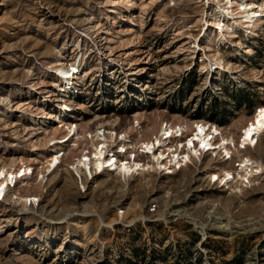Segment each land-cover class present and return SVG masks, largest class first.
Masks as SVG:
<instances>
[{
  "label": "rangeland",
  "instance_id": "1",
  "mask_svg": "<svg viewBox=\"0 0 264 264\" xmlns=\"http://www.w3.org/2000/svg\"><path fill=\"white\" fill-rule=\"evenodd\" d=\"M238 2L0 0V197L9 184L0 200V264H264V177H247L264 165V134L249 132L264 109V0L244 1L263 9L250 25ZM220 18L221 31L214 28ZM76 59L87 93L64 97L71 111L63 119L82 115V133L91 123L127 129L123 112L139 110L145 133L160 121L190 128L203 121L193 126L190 146L203 145L211 133L205 123H214L226 135L219 148L229 152L225 144L236 138L245 146L235 152L242 174L223 170L225 190L210 184L221 166L210 155L174 175L144 174L128 185L108 174L87 183L84 173L88 191L80 195L65 168L98 146L86 137L64 160L47 148L64 134L55 115L57 79ZM88 157L73 168L94 175L100 167ZM255 161L254 172L247 167ZM243 180L250 187L242 189ZM28 197L37 204L28 207ZM149 198L158 202L155 215L146 211Z\"/></svg>",
  "mask_w": 264,
  "mask_h": 264
},
{
  "label": "built area",
  "instance_id": "2",
  "mask_svg": "<svg viewBox=\"0 0 264 264\" xmlns=\"http://www.w3.org/2000/svg\"><path fill=\"white\" fill-rule=\"evenodd\" d=\"M78 59H80V57ZM78 59H76L78 63L75 65V68L74 67L72 68V72L68 70V73L74 76L72 80L74 82L73 91H71L70 88L64 87L63 85L59 86L58 83L60 84L62 82L67 81V78H63L59 75L60 77L59 79V77L57 76L58 77L57 79L58 89L57 90L62 95L60 98H58V102H60L59 103L60 105L57 106L60 112L55 113V115L60 117V119L64 123L63 126L60 127L63 129L64 134L60 139H53V141L49 140L47 143L49 146L47 145V148L54 147L53 150L51 151H55L56 155H58L59 157L63 155V157L65 158V156L68 153H70L71 151L70 149L72 150L77 149L80 143L86 140V137H87V140H89L92 143V145L98 144V147L101 148L102 156L100 160H102V166L99 169H97V172L94 171V175L90 174V168L88 169L84 168V171L80 170V173L77 172L73 168V165L76 166L79 159L92 155L91 153L93 152V150L91 151L89 148L81 150V153L79 155L72 157L70 163H68L67 167L65 168L66 171L73 177L76 188H77V192L80 195H84L88 191V188H86V186L83 187L82 185V182L84 179V173L88 177L86 180L87 183L91 181L92 179L96 178L97 175L108 174L114 177L115 179L120 180V182L128 185L136 178L142 177L144 174H158V175H168V176L174 175L176 174V172H178L179 170L183 168H186L188 166L197 165L198 164L197 162L201 161V159L203 160L204 158H207L210 155H212L213 157H216L215 161L221 165V166H218V168H216L213 171V174L211 176H209L210 184L215 183L217 184L218 187L225 190L227 189L225 188L226 187L225 184L219 180L220 176L223 175V170H229L231 171V174L232 173L236 174V172H239L242 174V169H240L241 167L240 158L242 157V155L239 154L236 157L235 152H241V150L244 149L245 146L242 145L239 141H237V138L235 139L234 146H232L231 148L228 147L229 148L228 154H226L221 149L217 151L216 153H214V150H213L214 148L212 147L216 146L217 144H215L214 139H212L213 137L209 138V135H210L209 133L207 135L209 139L203 140L204 144L202 146L199 147V145L196 144L198 155L191 154L189 155L188 159L185 158V155L187 154V152H183L184 149L186 148L184 144L187 143L188 139L192 137L191 133L193 132V128L196 125H201L204 123L201 120H194L191 128L186 123L173 124L169 121H160L157 125L156 132L145 133L144 127L142 128V125H143L142 113H145V112L138 110L135 112L134 111L133 112H123V114L129 115L130 122H129V126L127 127V129L118 130V129H115L114 127L112 129H109L107 127H100L97 130L94 128L92 129L91 125L93 123H91L89 126H87L86 133H82L81 131L82 130L81 127H83V125L81 124L82 123L81 121L83 120L82 115L79 116L80 117L79 119L75 118L74 122L68 121V120L65 121L63 119L64 114L71 111L70 108L64 107L63 105L64 97L72 93L80 94V95L81 94L85 95L87 93V90L85 92L82 90L81 82L79 81V78L77 77V73L80 71L79 69H80L81 62H82V61L79 62ZM57 74L58 72H56V75ZM106 82L107 80H104V79L101 80L100 82H97L100 90L97 89V93L95 94L96 97H98L99 95L98 93H100L102 89L105 87ZM61 98L62 100H59ZM93 100L94 101H92V104L96 105V108L94 109L99 110L103 106L101 104V101L100 100L95 101L96 100L95 98ZM253 109H255L256 111L258 109V106L253 107ZM113 111H116V110H111L110 112L114 113ZM137 113H140V114H137ZM206 123H207L206 124L207 128L209 126H213L214 128H216L215 130L217 132L216 134H219V135L223 134L217 124L210 123V122H206ZM57 124L59 123L57 122ZM165 126H166V129H164ZM179 128H181V130H179ZM262 130H263L262 134H264L263 127H262ZM80 131H81V134H80ZM216 134L214 136H216ZM156 136L158 139L163 140L165 142V146L161 148L164 150V153L166 155L169 154V156L166 159L161 160V164L159 166L155 165L153 168L149 167L148 169L147 168L143 169L144 167L143 165H146L147 162H150L149 161L150 153L146 152V146L151 145L153 139H154V142L156 143V139H157ZM207 140L208 142L210 141L212 144L207 146L205 142ZM195 143L197 142L195 141ZM132 145H134V147H132ZM158 147L159 146H157V148ZM170 147H172L174 150L178 149V152H182L179 154L178 158H173V155L169 153L168 148ZM156 152L158 153L159 150H157ZM83 153H85V155H82ZM170 158H173V160L175 159V161L169 162ZM122 162H126L125 164H127L130 167V169L125 170V171L124 170L120 171L117 168H115L121 165ZM60 166L57 168V170L60 168ZM31 168L33 169L32 166ZM247 168L254 169V166L250 164V166H248ZM213 176L215 177L217 176V177L215 178ZM257 176L264 177V165H262L260 173L255 174L252 177L247 176L250 179L248 183L249 182L252 183V180ZM243 181H245L247 186H243L242 189H246L250 187L249 184L247 183V180H243ZM10 185L13 186V184H10ZM8 186L9 185L5 187V190L2 196L0 197V200L3 199ZM229 192L230 191L228 189V193ZM37 202L38 200L36 201L33 200V197H28L26 199V204L28 205V207L33 206L35 203L37 204ZM144 204L146 207V211L149 215L157 214L158 202L156 201V199L154 198L146 199ZM121 211L123 215L125 211L124 210H121ZM118 222L120 223L119 220L116 221L115 223H118Z\"/></svg>",
  "mask_w": 264,
  "mask_h": 264
},
{
  "label": "bare ground",
  "instance_id": "3",
  "mask_svg": "<svg viewBox=\"0 0 264 264\" xmlns=\"http://www.w3.org/2000/svg\"><path fill=\"white\" fill-rule=\"evenodd\" d=\"M245 0H241V2H238L237 3V6H238V8H239V13L241 14L240 15V17H241V20L244 22V23H246L247 25H250V22L252 21V18H254V17H256V16H260V14L259 13H257L258 11H260V9H261V6L260 5H257L256 3H254V2H244ZM226 3H232V0H226ZM261 10H263V9H261ZM262 13V12H261ZM222 16H224V15H222ZM219 17H221V15H219ZM224 27V23H223V20L220 18V19H218V21L217 22H214V28L216 29V30H219V31H221L222 30V28ZM71 71V70H70ZM72 72V71H71ZM59 75L61 76V77H63V78H67V81H65V82H62L61 84H63V86L64 87H66V88H70V90L71 91H73V85H74V83H73V75H70L69 73H68V69H67V67H66V69H65V67L63 68H61V71H60V73H59ZM60 78V77H59ZM257 110H259V108L257 109ZM205 124H207V123H205ZM210 127V129L208 130V132H211L210 133V137L212 138V139H214V141H215V144H217L216 146H214V147H212V148H214L213 150H214V153H216L217 151H219L220 149L221 150H223L226 154H228L229 152H226V149H224V148H219V144H220V142H218V141H220V138H221V136H224L223 134H221V135H219V134H216L217 132H213L214 130H213V126H209ZM262 127L264 128V109H260L259 110V112L257 113V115H256V122H255V124H253V125H250L249 126V132L250 133H254L255 131H256V133L257 132H261L260 134H262ZM164 129H166V126L164 127ZM163 129V130H164ZM179 130H181V128H179ZM163 133V132H162ZM216 134V136H214ZM213 135V136H212ZM253 135V134H252ZM225 137V136H224ZM156 138H157V136H156ZM205 139H209V138H205ZM195 141L196 140H192L191 142H190V146H188V142L187 143H185L184 144V146L186 147L185 149H184V151L183 152H187V154L186 155H191L192 153H191V150L193 149H196L197 150V148H196V144H198L199 145V147L200 146H202L199 142H197V143H195ZM207 143H209L207 146H209V145H211L212 143L209 141L208 142V140L206 141ZM226 146L225 147H227V150L229 151V148H231L232 146H234L233 144L232 145H230V144H225ZM228 145V146H227ZM96 146H98V144H96ZM157 146H159L158 148H157ZM163 146H165V142L163 141V140H160V139H156V143L154 142V139L152 140V144L151 145H147L146 146V152L147 153H150V156H149V161L150 162H147L146 163V165H143L144 167L143 168H145V167H147V166H149V165H151V167L153 168L155 165H157V159H158V161H159V165L161 164V160H164V159H166L168 156H169V154H165V153H163V154H165V156H164V158H161L160 157V155H159V153L162 151V148L161 147H163ZM132 147H134V145H132ZM149 147V148H148ZM229 147V148H228ZM100 149V150H99ZM169 150H170V152L169 153H171L172 155H173V158H178L179 157V154L180 153H182V152H178V149H173L172 147H170V148H168ZM154 150V151H153ZM157 150H159V152L157 153L156 151ZM93 153H91L92 155H91V157H94V158H91L92 160L91 161H94V165H98V167H101L102 166V164L101 163H98L97 161L99 160V157H100V151H101V148H99L98 147V149H96V147L93 149ZM55 151H54V154H53V156L55 155ZM153 153H154V156H153ZM85 154V153H84ZM83 154V155H84ZM62 157V159H63V155L61 156ZM60 158V157H59ZM173 158H170L169 159V162H171V161H175V159L173 160ZM242 158V157H241ZM241 158H240V160H241ZM101 162H102V160H100ZM62 162V161H61ZM257 161H255V162H253V164H252V166H254V169H252L254 172L258 169L257 168V166H258V164L256 163ZM122 163H126V162H122ZM61 164V163H60ZM154 165V166H153ZM159 165H157V166H159ZM149 168V167H148ZM246 172V173H245ZM30 173H32V172H30ZM243 173L244 174H247L248 172L247 171H243ZM258 174V173H257ZM19 176V175H18ZM9 185V184H8ZM225 186H226V184H225ZM226 188V187H225ZM233 191V190H232Z\"/></svg>",
  "mask_w": 264,
  "mask_h": 264
},
{
  "label": "trees",
  "instance_id": "4",
  "mask_svg": "<svg viewBox=\"0 0 264 264\" xmlns=\"http://www.w3.org/2000/svg\"><path fill=\"white\" fill-rule=\"evenodd\" d=\"M201 112H199V111H197V110H195V113L193 114V116L194 117H200L201 116V114H200ZM211 119H213V120H215V121H218V122H221V120L219 119V120H217V118L216 117H211Z\"/></svg>",
  "mask_w": 264,
  "mask_h": 264
}]
</instances>
